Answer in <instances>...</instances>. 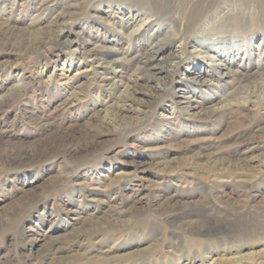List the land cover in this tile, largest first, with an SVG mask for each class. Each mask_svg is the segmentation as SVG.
Wrapping results in <instances>:
<instances>
[{"label":"rangeland","instance_id":"obj_1","mask_svg":"<svg viewBox=\"0 0 264 264\" xmlns=\"http://www.w3.org/2000/svg\"><path fill=\"white\" fill-rule=\"evenodd\" d=\"M0 264H264V0H0Z\"/></svg>","mask_w":264,"mask_h":264},{"label":"bare ground","instance_id":"obj_2","mask_svg":"<svg viewBox=\"0 0 264 264\" xmlns=\"http://www.w3.org/2000/svg\"><path fill=\"white\" fill-rule=\"evenodd\" d=\"M163 45V43L161 42H155L152 47L155 48L153 53L147 58V60L145 62H143V65H139L138 66V70H147V69H150L153 73H154V70L155 71H162L163 70V67L161 65V60H162V55L160 54V47ZM153 50V49H152ZM151 53V52H150ZM173 62V61H172ZM172 64V63H170ZM218 64L217 67L219 69H221L224 65L222 62H219V63H216ZM169 70H167L168 72ZM222 75H227L229 73V71H226V72H220ZM63 77V78H62ZM61 77V80L59 81V84L61 85H66L67 82L69 81V77L68 75H64ZM107 79V78H106ZM126 83V82H125ZM121 84V82H120ZM118 84V85H120ZM123 85V84H122ZM124 93L126 92L127 93V87L125 85V88H124ZM224 97H222L223 99ZM125 103V102H124ZM124 103H121V104H117L118 107H125L124 109H133L137 112L140 111L139 109V105L140 103H142V101L140 99H132L130 98L129 102H127V104H124ZM136 103V105H135ZM109 118V117H108ZM110 119V118H109ZM12 154V153H11ZM33 154L32 151L30 150H21V151H18V153L16 154H12L11 155V159H18V160H21V159H24V158H28L29 156H31ZM9 160V159H8ZM10 161H13V160H10Z\"/></svg>","mask_w":264,"mask_h":264}]
</instances>
